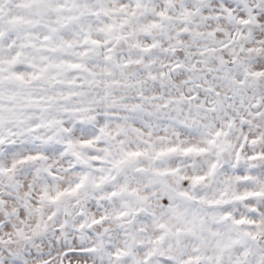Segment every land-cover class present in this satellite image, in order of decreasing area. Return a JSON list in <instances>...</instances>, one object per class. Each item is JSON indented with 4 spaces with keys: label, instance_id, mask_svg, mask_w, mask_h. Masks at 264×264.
Segmentation results:
<instances>
[{
    "label": "snow or ice",
    "instance_id": "snow-or-ice-1",
    "mask_svg": "<svg viewBox=\"0 0 264 264\" xmlns=\"http://www.w3.org/2000/svg\"><path fill=\"white\" fill-rule=\"evenodd\" d=\"M0 264H264V0H0Z\"/></svg>",
    "mask_w": 264,
    "mask_h": 264
}]
</instances>
